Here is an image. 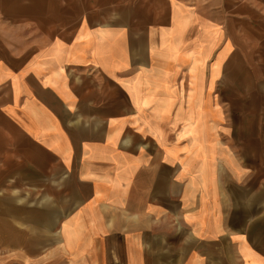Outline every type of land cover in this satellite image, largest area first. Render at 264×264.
I'll return each mask as SVG.
<instances>
[{
  "label": "crops",
  "instance_id": "crops-1",
  "mask_svg": "<svg viewBox=\"0 0 264 264\" xmlns=\"http://www.w3.org/2000/svg\"><path fill=\"white\" fill-rule=\"evenodd\" d=\"M0 264H264V0H0Z\"/></svg>",
  "mask_w": 264,
  "mask_h": 264
},
{
  "label": "rangeland",
  "instance_id": "rangeland-1",
  "mask_svg": "<svg viewBox=\"0 0 264 264\" xmlns=\"http://www.w3.org/2000/svg\"><path fill=\"white\" fill-rule=\"evenodd\" d=\"M255 45L257 46V43Z\"/></svg>",
  "mask_w": 264,
  "mask_h": 264
}]
</instances>
